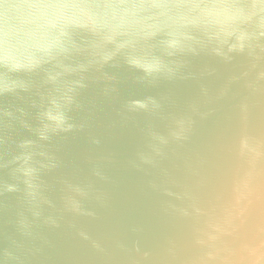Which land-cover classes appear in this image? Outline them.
Instances as JSON below:
<instances>
[{
  "label": "water",
  "instance_id": "95a60500",
  "mask_svg": "<svg viewBox=\"0 0 264 264\" xmlns=\"http://www.w3.org/2000/svg\"><path fill=\"white\" fill-rule=\"evenodd\" d=\"M0 264H264V0H0Z\"/></svg>",
  "mask_w": 264,
  "mask_h": 264
},
{
  "label": "clouds",
  "instance_id": "9594fccd",
  "mask_svg": "<svg viewBox=\"0 0 264 264\" xmlns=\"http://www.w3.org/2000/svg\"><path fill=\"white\" fill-rule=\"evenodd\" d=\"M80 7L90 8L93 10L92 23L90 25H78L79 27H90L93 31H99L101 28L106 27L110 19L115 17L111 16V10L118 7L111 3H90L80 5ZM149 7H156L150 5ZM121 33L117 31H112L110 34L106 35L104 38L109 42H116L117 38ZM195 38L190 35L180 34V33H170L169 38L164 42L165 47L169 50V54H175L184 50L190 41ZM70 40L69 31H60L48 39L40 42L37 46V50L44 53L45 55H52L56 52L66 50V45ZM118 49H124L129 46L128 41H122L116 44ZM37 61L33 60H20L9 66L10 71H31L37 66ZM129 63L133 66L144 68V70L149 72H159L164 70V65L159 60L143 61L137 57L130 56ZM145 64L150 65L145 68Z\"/></svg>",
  "mask_w": 264,
  "mask_h": 264
}]
</instances>
